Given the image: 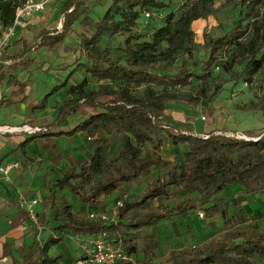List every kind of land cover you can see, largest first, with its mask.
<instances>
[{"label":"trees","instance_id":"1","mask_svg":"<svg viewBox=\"0 0 264 264\" xmlns=\"http://www.w3.org/2000/svg\"><path fill=\"white\" fill-rule=\"evenodd\" d=\"M25 1L0 0L1 29L12 25L15 9ZM169 1L111 0L110 7L92 26L91 35L80 39V50L87 63H91L89 67L84 66L85 72L105 83L96 90H87L84 81L70 86L69 98L62 103L49 126V136L47 131L40 132L29 136L27 141L47 137L72 138L78 134L90 140V156L84 160L67 156L69 168L62 179L54 184L55 189L67 190L82 204L94 203L103 196H109L153 170L161 171L162 174L147 186L140 201L125 200V211L146 205L152 200H166L178 195L197 196L198 205L183 200L163 212L150 208L128 227L152 230L148 248L138 249L131 239L124 241L126 247L123 248L129 257L143 256L144 262L141 264H152L149 259L160 248L157 225L173 218H185L196 209L204 210L209 217L214 214L221 216L224 222L221 236L200 246L171 251L164 260L165 264H264V227H259L257 223L249 224L239 200L228 202L223 194L227 188L237 186L243 195H264V137L257 141L239 140L215 135L214 131H210L205 134L207 138H203L199 133L175 132L158 123L160 118L168 116L173 102L191 108L199 107L221 51L232 64L242 67V71L235 74L233 79L244 84L251 83L261 70L264 58V0H224L219 6L215 5L214 0H187L182 6V14L175 18L169 13L147 40L143 34L133 32L140 21L146 20L145 13L151 15L147 21L153 17L163 19L161 13ZM83 5L80 0H66L61 11L62 14L70 12L66 15L63 33L57 36L41 34L35 47L52 48L60 45ZM122 5H125V11ZM237 8L245 10L249 23L246 28L239 26L221 37L208 40L203 47L204 58L199 63L201 75L181 71L170 76L151 71L156 65L173 63L179 51L192 57L193 22L205 20L220 10ZM104 36H126V48L123 51L125 60L122 64L97 53L96 47ZM164 44L166 48L162 49ZM30 51H24L19 60ZM259 55L261 59L257 60ZM7 61H0V87L4 83L6 87L17 83L13 76L18 67L17 60L9 65ZM23 66L29 65L24 62ZM191 80H198L199 96L180 99L176 91L184 90ZM45 106L46 98L37 109L42 110ZM247 110L264 113V98L251 103ZM70 121H75V124L71 125ZM165 137L174 146L184 149L180 163L171 164L162 158ZM114 143H118L120 151L114 159L109 160L110 147ZM54 197V193H49L47 202L52 205ZM212 200L218 204L206 208ZM230 205L234 211L232 215L229 214ZM15 219L18 220L15 225L28 221L23 211ZM37 223L39 227H49L53 233L63 235L49 237L43 244L33 239L22 256L24 264H69L67 261L59 263V256H49L51 247L59 243L65 233L92 236L107 232L110 235L118 228L113 224L83 218L78 212L74 213L70 205L58 208L50 220L46 218L45 212L38 213ZM34 230L37 233L36 227ZM6 257H10L13 264H20L13 257L11 245L3 243L0 259Z\"/></svg>","mask_w":264,"mask_h":264},{"label":"rangeland","instance_id":"2","mask_svg":"<svg viewBox=\"0 0 264 264\" xmlns=\"http://www.w3.org/2000/svg\"><path fill=\"white\" fill-rule=\"evenodd\" d=\"M65 1L53 0L50 2L42 13L34 16L27 23V26L17 34L8 47L10 49L15 48L13 52L10 51L9 56L11 57L9 59L19 61V67L16 69V73H18L16 76L17 84H22L26 88L25 92L28 93L27 99L29 100L26 99L24 102L28 108H31V112L27 113L29 117L25 118L21 126L39 128L42 132L45 130L48 136L51 133L49 126L53 120L51 116L57 115L56 112L59 111L62 103L69 98L68 89L70 86L78 85L84 81L87 90H96L105 83L97 81L85 72L84 66L89 67L91 63H87L80 50V39L83 36L91 35L92 26L110 7L111 0H80L84 5L77 20L65 32L63 42L52 48L48 46L35 47L41 34L52 36L58 32L60 19L63 15L61 6ZM186 1L170 0L161 13L163 19L160 20L158 17H153L149 21L143 19L136 25L133 32L143 34L147 40L148 36L162 25L164 18L169 13H172L175 18L179 17L184 10L182 6ZM223 1L214 0L216 6L222 4ZM122 6L125 11V5ZM209 18L214 21V24L194 34L191 58L179 51L173 63L156 65L151 68V71L170 76L181 71L201 75L199 63L204 58L203 47L208 40L221 37L239 26L246 28L249 23L245 10L241 8L220 10L216 15ZM194 30L196 31V29ZM125 40L126 36H104L101 43L96 47V51L100 56L108 57L113 61H120L122 64L125 60L123 52L126 48ZM165 48L166 45L164 44L162 49ZM26 50L31 51L19 60V56ZM218 58L219 60L214 65L211 77L205 86L206 93L202 97L203 101L199 107L191 108L186 104L173 102L168 113L175 112L181 119L190 121L197 132L214 131L215 135L231 136L227 138L236 139L238 136H243L246 139L259 140L264 137V113L248 111L247 109L251 103H256L260 98H264V58H262L261 70L249 84L233 79L235 74L242 71V67L238 64H232L224 51L218 54ZM259 59H261L260 55L257 56V60ZM24 62H27L29 66L24 67ZM198 89V80H191L188 87L176 92L180 99L188 100L199 96ZM9 93L21 96L16 86L11 87ZM2 96L0 95V100L3 99ZM45 98L47 115L35 117L40 112L37 106ZM208 108L210 109L208 110ZM3 124L17 125L18 123L10 119L9 112L2 108L0 109V125ZM70 124L74 125L75 121H70ZM29 136H33V134L23 133L17 139L19 143H22ZM62 138V142L58 145H53L49 137L32 145L29 142L23 149V153L19 155L18 169L25 173L26 177L31 174L33 181L38 183L37 186H40L36 195L37 212L43 210L48 220L52 218L53 213L58 208L63 205H70L73 207V212H78L83 218H87L89 212L106 216L108 220L106 224H113L118 227L117 231L110 232V238L117 240L123 247H126L124 241L131 239L138 249H145L149 246L152 230L128 228L142 213L150 208L163 212L167 208L178 205L183 200L195 205L199 204L195 194L190 196L178 195L166 200H152L146 205L125 211V200L128 202L140 201L147 186L151 185L162 174L158 170L151 171L148 175L124 185L115 193L103 196L94 203L82 204L77 197L72 196L67 190L55 189L54 184L62 179L63 174L69 168L67 156H76L75 158H79L78 160H84L92 153V145L83 134L74 139L69 138V140L66 137ZM119 151L118 143L112 144L108 159H114ZM183 152L182 147L174 146L165 137L161 153L164 160L171 164L180 163ZM51 192L55 195V202L52 205L47 202V196ZM223 194L228 198V202H231L232 199L239 200L240 207L246 212L249 224L257 223L259 227H264V195L246 196L237 186L227 188ZM21 197L27 199L26 195ZM119 201L123 202L122 208L116 207V203ZM217 204L216 200H212L206 208ZM200 213L203 215L202 219L199 217ZM229 214H234L232 206L229 209ZM32 226L34 225L32 224ZM6 227L8 226L2 225L0 227V238L5 237L8 231ZM223 228L224 222L219 214L209 217L201 209L192 210L185 218L177 217L160 222L157 225L160 248L154 251L149 261L152 264H165L164 260L171 251L181 250L184 247L200 246L208 240L218 239ZM40 229L41 231H38L35 236L40 244H43L49 237L58 238L63 235L58 232L53 233L49 227L42 226ZM77 239L78 236L72 234L62 237L60 242L51 249V257H61L59 263L67 261L69 264H74V261L80 256ZM31 242V238H25L27 248ZM13 257L15 258V256ZM142 262H144V258L139 254L131 256L126 263L141 264Z\"/></svg>","mask_w":264,"mask_h":264},{"label":"crops","instance_id":"3","mask_svg":"<svg viewBox=\"0 0 264 264\" xmlns=\"http://www.w3.org/2000/svg\"><path fill=\"white\" fill-rule=\"evenodd\" d=\"M214 24V21L210 18L206 20H197L192 23V31L194 34L199 33L202 31L205 27H211ZM196 29V31L194 30ZM15 49V48H14ZM14 49L8 48L6 52H4V56L2 59H8L7 64H13V60L9 59L11 56H9L10 51H14ZM19 61L16 62L18 64ZM19 65V64H18ZM19 67V66H18ZM17 67V68H18ZM16 68V69H17ZM16 69L13 72L14 78H16L17 74ZM17 81V79H16ZM20 85V84H19ZM19 85L13 84L8 87H6L5 83L0 87V95L2 96V100H0V109H6L10 114V119H12L14 122H17V125H0V126H12V127H19L23 125V121L25 118L27 119L29 116L27 115L28 112H31V108H28V105L24 102L28 98V93L25 92V87L23 88V85L21 84V88H19ZM18 87V91L21 93V96L11 95L9 93L11 87ZM10 87V88H9ZM6 90V91H5ZM29 100V99H27ZM46 106L44 109L39 110V114H36L35 117H38L39 115H47L45 112ZM46 113V114H45ZM58 113V111L56 112ZM53 117V120L56 118ZM158 123L164 127V128H171L175 132H181L184 134H200V136H204L208 133V131L204 132H197L194 125L187 120L181 119L178 114L175 112H171L168 114L167 117L160 118L158 120ZM210 132V131H209ZM78 134L72 137L71 139H74L76 137H79ZM19 134L11 135H0V167H4L9 164H17L19 167V155L23 153V149L25 146H27L30 142V145L34 143H38L44 138L41 139H35L31 141H27V137L25 142L19 143L17 137ZM16 137V138H15ZM50 141L53 143V145H58V143L62 142L63 138H54L49 137ZM69 140V138H67ZM76 157V156H75ZM79 159V158H77ZM18 167L16 169H13L7 178H4L0 174V227L2 225H6L8 227V231L5 235V237L0 238V255L2 253V244L6 243L11 245V249L13 252V256H15L16 260L18 259L21 264H24L22 262V256L24 255L25 251L27 250V247L25 246V238L29 237L31 240L35 239L36 232L34 230V226L29 222V220L23 224L15 225L17 223L16 216L19 214V212L23 211L18 207V198L22 195L27 196V200H34L36 199V195L38 194L40 186H37L38 183L33 181L32 175L30 176L25 175V173H22ZM38 207V205H37ZM24 212V211H23ZM37 212V208H36ZM43 212V210H41ZM37 212V214L41 213ZM25 213V212H24ZM90 213V212H89ZM70 233H65L64 236L69 235ZM89 235L85 236H78V241H83L89 239ZM36 240V239H35ZM54 247V246H53ZM51 247V249L53 248ZM51 249L49 251V256ZM14 258V259H15ZM0 264H13V261L10 257L2 258L0 259Z\"/></svg>","mask_w":264,"mask_h":264},{"label":"built area","instance_id":"4","mask_svg":"<svg viewBox=\"0 0 264 264\" xmlns=\"http://www.w3.org/2000/svg\"><path fill=\"white\" fill-rule=\"evenodd\" d=\"M52 1L53 0H26L22 5L15 9L12 25L5 29L0 28V61L4 56V51L11 45L17 34L27 26V23L32 20L34 16L42 13L45 10V7ZM150 17L151 15L149 13H145L144 18L146 20ZM40 132H42L41 129L30 128L28 126H0V135H20L23 133L34 135ZM43 132H45V130ZM202 137L207 138V136ZM236 139L247 140L243 136H238ZM17 167V164H9L0 167V174L4 178H7L9 173ZM17 202L18 207L26 213L29 222L37 228V232H40L41 229L37 223V200L34 199L29 201L19 197ZM116 207L122 208L123 202H117ZM199 217L202 219V213L199 214ZM87 218L89 220L102 221L105 223L108 221L106 216H100L93 212H90ZM78 249L80 256L75 264H119L127 262L130 258L123 246L120 243H115L107 232H100L96 235L90 236L87 240L80 241Z\"/></svg>","mask_w":264,"mask_h":264},{"label":"water","instance_id":"5","mask_svg":"<svg viewBox=\"0 0 264 264\" xmlns=\"http://www.w3.org/2000/svg\"><path fill=\"white\" fill-rule=\"evenodd\" d=\"M70 11L64 13L62 16H61V19H60V24H59V30L58 32L55 34L56 36L57 35H60L62 32H63V28H64V24H65V18H66V15L69 13ZM257 141V140H256Z\"/></svg>","mask_w":264,"mask_h":264}]
</instances>
